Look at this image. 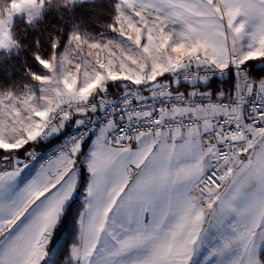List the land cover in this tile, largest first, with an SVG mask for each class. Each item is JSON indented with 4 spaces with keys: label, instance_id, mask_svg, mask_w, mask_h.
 Listing matches in <instances>:
<instances>
[{
    "label": "snow or ice",
    "instance_id": "snow-or-ice-1",
    "mask_svg": "<svg viewBox=\"0 0 264 264\" xmlns=\"http://www.w3.org/2000/svg\"><path fill=\"white\" fill-rule=\"evenodd\" d=\"M0 150V264H264V0H0Z\"/></svg>",
    "mask_w": 264,
    "mask_h": 264
},
{
    "label": "trees",
    "instance_id": "trees-1",
    "mask_svg": "<svg viewBox=\"0 0 264 264\" xmlns=\"http://www.w3.org/2000/svg\"><path fill=\"white\" fill-rule=\"evenodd\" d=\"M258 75V74H257ZM39 150H44V149H47L46 147H40V148H37ZM23 151V150H21ZM3 152L2 150H0V155H2ZM75 207H79V201H77V204L74 206V209ZM72 231V228H71V225H67L65 227V229L62 231L61 233V236H60V243H63L65 240H68L69 239V236H70V232Z\"/></svg>",
    "mask_w": 264,
    "mask_h": 264
},
{
    "label": "built area",
    "instance_id": "built-area-1",
    "mask_svg": "<svg viewBox=\"0 0 264 264\" xmlns=\"http://www.w3.org/2000/svg\"><path fill=\"white\" fill-rule=\"evenodd\" d=\"M110 98H114V97H110ZM36 151H37V155H38V161L43 162L44 154L47 152V149H44V150L36 149Z\"/></svg>",
    "mask_w": 264,
    "mask_h": 264
},
{
    "label": "crops",
    "instance_id": "crops-1",
    "mask_svg": "<svg viewBox=\"0 0 264 264\" xmlns=\"http://www.w3.org/2000/svg\"><path fill=\"white\" fill-rule=\"evenodd\" d=\"M35 166H37V167H38V164H36ZM81 199H82V197H81Z\"/></svg>",
    "mask_w": 264,
    "mask_h": 264
}]
</instances>
